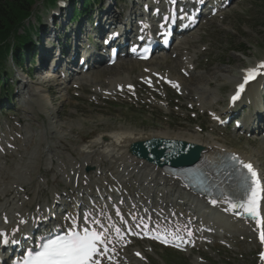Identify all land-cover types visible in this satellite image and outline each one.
Returning a JSON list of instances; mask_svg holds the SVG:
<instances>
[{
	"label": "rangeland",
	"instance_id": "374dc122",
	"mask_svg": "<svg viewBox=\"0 0 264 264\" xmlns=\"http://www.w3.org/2000/svg\"><path fill=\"white\" fill-rule=\"evenodd\" d=\"M131 1L137 2L138 0ZM240 2L241 3L238 1L232 4L228 13L225 15V22L218 23L217 26L213 25L211 27L210 31L212 32L215 30L218 36H211V39L204 40V42L212 40L213 44L211 50L207 52L211 61V67L209 73L205 76L208 80L213 77L216 78V80H210V85L211 88H214L215 92L217 89L218 95L221 97L226 95L227 88L229 87L227 82L224 81L225 77L237 76L238 70L242 68L243 65H251L254 62V56L256 57L255 59H262L264 57V0H240ZM249 7H251L250 10ZM38 9L41 11V6H39ZM114 10L119 11V9L115 7ZM238 46L244 48L242 49L244 50V56L230 51L231 49L238 48ZM249 48L251 49L250 51H248ZM137 67V65L133 66L132 71L137 69ZM168 67L170 68V66ZM220 76H223V78ZM12 77L11 79H14V77ZM50 102L51 105L54 106V109L58 108L57 115H54L55 111L50 113L52 123L57 120L56 117L60 120L53 124L55 129H58L57 127L62 125L61 114H63V119L65 120L67 127H72L76 130L83 128L85 132H88L93 126H99L100 131H107L115 128H132L142 131L181 130L180 128H173L159 122L150 121L145 115L134 117L129 113L117 115L114 113H99L92 109L86 110L85 112H79L69 96L64 103L59 94L52 98L50 96ZM45 105L46 99L43 101L37 99L36 102H33L32 104V106L35 107L34 113L38 115ZM71 111H76V113L69 117ZM39 121L40 124H42V121ZM37 145L38 143L36 141V146ZM34 147L35 146H31L32 153L30 155L32 157H37L38 154L33 152ZM237 148L241 150L244 155L258 160L262 167H264V146H260L256 142L241 140L237 145ZM38 151H40L39 147ZM30 160H32L31 166L38 170V164L43 165L42 162L44 159L42 158L37 163L32 158H30ZM28 162L29 160L26 159V163ZM7 169L12 168L8 165ZM7 181L9 182V180ZM29 187L34 188L35 186L34 184H30ZM250 251L251 246H239L238 248V252L241 254L243 252L250 254ZM246 259L249 260V257ZM188 263L193 264L191 258L188 259Z\"/></svg>",
	"mask_w": 264,
	"mask_h": 264
},
{
	"label": "snow or ice",
	"instance_id": "6c2138e0",
	"mask_svg": "<svg viewBox=\"0 0 264 264\" xmlns=\"http://www.w3.org/2000/svg\"><path fill=\"white\" fill-rule=\"evenodd\" d=\"M260 69H264V62L257 65L256 68L245 70L244 82L238 85L236 94L231 98L232 101L239 97L245 84L253 79ZM173 87L178 86L173 84ZM227 160L230 162L231 171L226 172L225 175L235 181V186L230 191L221 193V197L229 205V210H242L243 214L255 219L259 227L264 223V219L261 217V205L264 203V184L261 183V178L250 161H245L236 154L228 155ZM211 202L217 203L216 200ZM119 214L117 211V215ZM236 214L240 215L241 212H236ZM91 223L99 224L100 222L89 221L86 215V226L82 230H76L75 222H73V226L65 234L42 238L37 247L26 253L18 264H101L99 258L108 253L107 245L112 242V239L108 235L109 228L98 231L88 226ZM144 227L147 229V224ZM111 228L114 229L118 237L123 238L119 228L114 225ZM179 233V229L175 231L165 230L164 233L158 234L155 238L160 239L163 243H170L172 240L182 239ZM187 234L188 236L192 235L191 231H188ZM261 240L264 242V232H261ZM10 242L15 243L16 241L14 239L9 241L8 237L0 232V244ZM261 257L264 259V253L261 254Z\"/></svg>",
	"mask_w": 264,
	"mask_h": 264
},
{
	"label": "bare ground",
	"instance_id": "6f19581e",
	"mask_svg": "<svg viewBox=\"0 0 264 264\" xmlns=\"http://www.w3.org/2000/svg\"><path fill=\"white\" fill-rule=\"evenodd\" d=\"M186 60L188 61V63H190V60L188 58H186ZM182 65H184V63H182ZM228 76V75H227ZM120 79V78H118ZM130 79V77L128 76V78L124 79L122 83H128L127 81ZM126 81V82H125ZM236 81V80H235ZM234 79H229L228 82L230 83H235ZM30 93H35L36 96L41 97L42 92L37 90V92L33 91ZM250 95V94H249ZM248 95V96H249ZM42 104V103H41ZM56 127V126H55ZM166 135H158V137H165ZM33 138V136H32ZM143 136L141 134H135L132 132H120V133H114V134H110V135H105L103 136V139H105V142L102 141V138L99 137L97 139H95L94 141H92L90 143L89 146L85 147V151L83 152V154H86L87 157L93 155V153L97 152L100 156H102L103 158H108L110 161L109 165H114L115 163H120V164H124L125 162V156L127 154L126 149L127 146L130 142L135 141V140H139L142 139ZM179 139V138H178ZM40 148V147H39ZM89 159V158H88ZM51 160H49V163ZM87 161V160H86ZM98 161V160H96ZM128 161H130V165H131V160L130 158L128 159ZM121 167H116V171L114 168H111L110 172L113 173V175L118 176L119 173V169ZM107 172L108 171H104L101 176H100V181H105V177H107ZM109 173V172H108ZM40 186L41 184L37 183L36 184V189L32 190L31 194L33 195V198L36 197V193H38L40 191ZM149 190H151L150 186L148 187ZM137 195V192L133 193V197H135ZM17 194L11 195L9 196L8 200L6 203H9L11 205H13V202L15 203V205L18 204V201L20 200H13V198H16ZM33 199H31L29 202H24L22 203L21 207H18V217H20L21 219H23L24 215L27 213V208L31 205ZM6 203H2V205L0 206V212L2 213V217L5 215V208H7L8 206H6ZM8 205V204H7ZM4 206V207H2ZM181 211H183L184 213H188V216H195L198 215V213H196V211L198 212H202V207H200L198 204L194 203L191 206H189V208L182 210L181 207L179 208ZM228 224V222L225 220V226ZM10 230H14L13 226H10Z\"/></svg>",
	"mask_w": 264,
	"mask_h": 264
},
{
	"label": "trees",
	"instance_id": "16d2710c",
	"mask_svg": "<svg viewBox=\"0 0 264 264\" xmlns=\"http://www.w3.org/2000/svg\"><path fill=\"white\" fill-rule=\"evenodd\" d=\"M34 0H0V37L8 35L12 25L26 16ZM8 47L0 49V57L7 53Z\"/></svg>",
	"mask_w": 264,
	"mask_h": 264
}]
</instances>
